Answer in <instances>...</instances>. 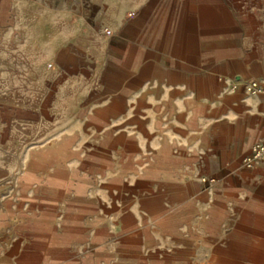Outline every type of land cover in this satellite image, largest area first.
Returning <instances> with one entry per match:
<instances>
[{"label":"crops","instance_id":"0c3cea01","mask_svg":"<svg viewBox=\"0 0 264 264\" xmlns=\"http://www.w3.org/2000/svg\"><path fill=\"white\" fill-rule=\"evenodd\" d=\"M141 3L148 23L139 30L138 74L124 83L122 112L109 105L108 122L98 128L97 144L106 156L98 165L107 166L106 193L112 196L99 203L120 209L123 221L144 213L151 230L168 219L161 212L187 213L193 227L202 212V234L217 243L212 229L225 209L250 206L264 213V166H241L253 144L264 142V94L231 89L235 78L264 83V0ZM70 138L35 154L54 158L55 171L21 177L24 189L37 184L33 190L54 201L32 212L0 203V264H65V229L81 226L83 209L63 207L59 230L57 202L72 194V204L88 192L79 164H68L56 148L68 149ZM202 175L217 182L205 190ZM90 221L98 227L97 216ZM103 236L97 228L94 240ZM263 254L254 251L249 258Z\"/></svg>","mask_w":264,"mask_h":264},{"label":"rangeland","instance_id":"374dc122","mask_svg":"<svg viewBox=\"0 0 264 264\" xmlns=\"http://www.w3.org/2000/svg\"><path fill=\"white\" fill-rule=\"evenodd\" d=\"M144 6L141 0H0V203L32 212L51 201L33 190L37 184L24 189L21 177L55 171L54 158L35 154L70 136L68 149L56 148L68 164H79L88 192L72 204V194L57 202L59 230L63 207L83 209L81 226L64 230L70 246L65 264H264V254L249 258L264 253V213L250 206L219 214L215 243L202 234V212L193 227L187 213L160 211L168 219L151 230L144 213L123 221L120 209L99 203L112 196L106 193L107 166L98 165L106 163L98 128L108 122L109 105L122 112L124 83L138 74L139 30L148 23ZM203 177L209 190L213 184ZM96 216L95 228L89 224ZM97 228L104 231L98 241Z\"/></svg>","mask_w":264,"mask_h":264},{"label":"built area","instance_id":"2783aa9c","mask_svg":"<svg viewBox=\"0 0 264 264\" xmlns=\"http://www.w3.org/2000/svg\"><path fill=\"white\" fill-rule=\"evenodd\" d=\"M240 86L244 87V89L250 94H264V83L259 80L244 78L233 79L231 89L236 90ZM257 165L264 166V142H256L253 144L250 152L241 158V166L245 168L250 169ZM202 181L205 183L214 184L216 182V178L206 176L202 178Z\"/></svg>","mask_w":264,"mask_h":264},{"label":"bare ground","instance_id":"6f19581e","mask_svg":"<svg viewBox=\"0 0 264 264\" xmlns=\"http://www.w3.org/2000/svg\"><path fill=\"white\" fill-rule=\"evenodd\" d=\"M73 182V181H72Z\"/></svg>","mask_w":264,"mask_h":264}]
</instances>
